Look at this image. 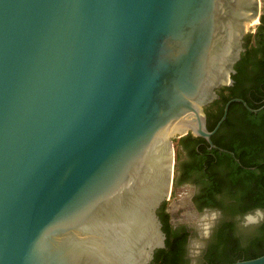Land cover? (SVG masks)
Wrapping results in <instances>:
<instances>
[{
    "label": "water",
    "instance_id": "95a60500",
    "mask_svg": "<svg viewBox=\"0 0 264 264\" xmlns=\"http://www.w3.org/2000/svg\"><path fill=\"white\" fill-rule=\"evenodd\" d=\"M260 4L0 0V264H152L173 140L214 147Z\"/></svg>",
    "mask_w": 264,
    "mask_h": 264
},
{
    "label": "flooded vegetation",
    "instance_id": "af4514ba",
    "mask_svg": "<svg viewBox=\"0 0 264 264\" xmlns=\"http://www.w3.org/2000/svg\"><path fill=\"white\" fill-rule=\"evenodd\" d=\"M261 17L259 25L250 33L249 51L245 48L243 51L246 59L241 69V84L236 93H229L232 97L227 102L226 124L222 126L223 121L210 137L214 147L190 134L178 138L175 144L171 193L158 210L163 218L166 215V233L161 223L164 245L169 240L175 247L172 252L165 250V264H231L264 255V204H255L247 194L259 178L264 181V23ZM236 74L235 70L230 87L217 90L215 101L220 100V89L235 86ZM258 77L262 81L257 90L255 79ZM214 102L204 108L206 126L221 111L220 104L209 111ZM231 104L237 105L230 108ZM249 216L255 222L249 221Z\"/></svg>",
    "mask_w": 264,
    "mask_h": 264
},
{
    "label": "trees",
    "instance_id": "16d2710c",
    "mask_svg": "<svg viewBox=\"0 0 264 264\" xmlns=\"http://www.w3.org/2000/svg\"><path fill=\"white\" fill-rule=\"evenodd\" d=\"M261 23H264V15L261 17ZM252 34H249L247 35L246 37V40H245V45H244V48L247 50L249 47H251V41H252ZM249 51V50H247ZM246 55L245 53H243L241 55V60L235 65V70L237 71V74L235 76H233V79L235 81V86L233 88H222L220 89V100H217L215 101L212 106L209 107V111L212 112V107L215 106V105H221V111L220 113L218 114V116H214L215 117V120L214 122H208V125H207V128L209 131L213 130V128L215 127V124L216 122L219 120L220 116H221V112H222V108L223 106L225 105V103L228 102V100L232 97V96H229V93L230 92H235L236 93V89L238 88L239 84H241V76H242V66H243V62L244 60L246 59L245 58ZM262 81V78L261 77H258L255 79V83L257 84L255 86V89L258 90V83H260ZM239 93V91L237 90V94ZM239 97L243 98V95H239ZM234 97H236V95H234ZM237 104H231L230 108L236 106ZM208 110V109H207ZM210 116H212L211 113H209ZM213 117V118H214ZM209 121V120H208ZM226 124V120L222 123V126H224ZM200 150H203V148H200ZM261 172H263V169H261ZM247 194H248V197H250V200L251 199H254L256 203L258 204H264V181L262 178H259L257 181H256V184L254 186L253 189H248L247 190ZM163 208L164 206L161 207V211H163ZM157 215L161 221V223L163 224V231L166 233V223H165V219L166 218V215L165 217L163 218V214H161L159 211L157 212ZM169 249V252H172L174 251L175 247H173V245L169 242V240H167V242L165 243V249H161V250H156L154 252V257H153V261H152V264H165V259H164V255L165 254V250L166 249Z\"/></svg>",
    "mask_w": 264,
    "mask_h": 264
},
{
    "label": "rangeland",
    "instance_id": "374dc122",
    "mask_svg": "<svg viewBox=\"0 0 264 264\" xmlns=\"http://www.w3.org/2000/svg\"><path fill=\"white\" fill-rule=\"evenodd\" d=\"M260 9H261V15L264 14V0H261V4H260ZM178 139H174L173 140V147H174V160L176 158V153H177V148H176V142Z\"/></svg>",
    "mask_w": 264,
    "mask_h": 264
},
{
    "label": "clouds",
    "instance_id": "9594fccd",
    "mask_svg": "<svg viewBox=\"0 0 264 264\" xmlns=\"http://www.w3.org/2000/svg\"><path fill=\"white\" fill-rule=\"evenodd\" d=\"M248 219H249V221L255 222V218L254 217L249 216Z\"/></svg>",
    "mask_w": 264,
    "mask_h": 264
},
{
    "label": "bare ground",
    "instance_id": "6f19581e",
    "mask_svg": "<svg viewBox=\"0 0 264 264\" xmlns=\"http://www.w3.org/2000/svg\"><path fill=\"white\" fill-rule=\"evenodd\" d=\"M192 215V214H191ZM202 220V219H201ZM194 222V221H193Z\"/></svg>",
    "mask_w": 264,
    "mask_h": 264
}]
</instances>
